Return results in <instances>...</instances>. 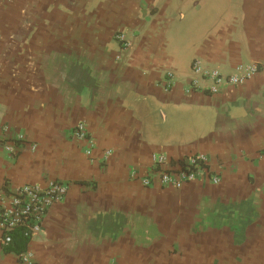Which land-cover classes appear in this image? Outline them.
<instances>
[{"label":"crops","instance_id":"0c3cea01","mask_svg":"<svg viewBox=\"0 0 264 264\" xmlns=\"http://www.w3.org/2000/svg\"><path fill=\"white\" fill-rule=\"evenodd\" d=\"M193 62L263 63L264 0H0V195L69 187L29 243L37 264H264V70L211 95ZM155 153L204 154L220 182L145 186Z\"/></svg>","mask_w":264,"mask_h":264},{"label":"built area","instance_id":"2783aa9c","mask_svg":"<svg viewBox=\"0 0 264 264\" xmlns=\"http://www.w3.org/2000/svg\"><path fill=\"white\" fill-rule=\"evenodd\" d=\"M116 38L120 42L123 52H129L132 49L133 40L125 32H119ZM193 70L201 74L203 81L208 86L202 88L196 80H193L190 85L191 89L200 92L208 91L211 95H217L225 88L243 86L254 79L264 70V62L241 65L235 73L230 75L222 74L217 70L203 73L198 62H194ZM172 81L173 75L168 73L163 86L169 90ZM191 89L188 88V92H191ZM72 135L80 142L86 143V154L91 156L94 141L89 137L87 125L79 123L72 131ZM35 148L33 146V150ZM7 149L11 152L14 151L11 146H8ZM260 158L264 159V150L261 152ZM209 162V158L200 153L190 154L177 160L169 158L165 153H155L151 156L152 176L145 177L142 182L145 186H151L156 181L163 187L181 189L186 184L195 182L206 175L213 184H218L220 177L210 172ZM68 190V184L51 181L44 187L27 185L9 196L0 195V229L4 234L3 243L7 246L12 244V234L17 230H22L26 237L32 239L41 231L50 209L65 198ZM17 264H37L34 252L27 249L19 254Z\"/></svg>","mask_w":264,"mask_h":264},{"label":"trees","instance_id":"16d2710c","mask_svg":"<svg viewBox=\"0 0 264 264\" xmlns=\"http://www.w3.org/2000/svg\"><path fill=\"white\" fill-rule=\"evenodd\" d=\"M13 243L8 245V250L14 251L17 254L25 252L28 247L31 239L26 237L22 230H17L13 234Z\"/></svg>","mask_w":264,"mask_h":264},{"label":"flooded vegetation","instance_id":"af4514ba","mask_svg":"<svg viewBox=\"0 0 264 264\" xmlns=\"http://www.w3.org/2000/svg\"><path fill=\"white\" fill-rule=\"evenodd\" d=\"M119 32H117L116 34H115V41L118 43V45H119V47L121 48V44H120V42L117 40V38H116V36H117V34H118ZM134 46V45H133ZM133 48V47H132ZM123 53H127V52H123ZM121 58V57H120ZM193 65H194V62L192 63V69H193ZM169 73H171V72H169ZM172 75H173V79H174V74L173 73H171ZM166 78H167V74L166 75H164L162 78H161V85L163 86V83L166 81ZM193 81V80H192ZM264 149H261V151L260 152H262Z\"/></svg>","mask_w":264,"mask_h":264}]
</instances>
